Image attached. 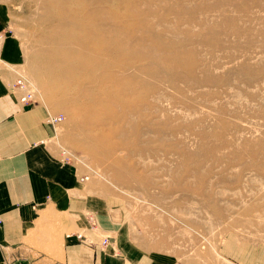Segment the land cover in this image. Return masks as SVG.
Wrapping results in <instances>:
<instances>
[{"label":"rangeland","instance_id":"1","mask_svg":"<svg viewBox=\"0 0 264 264\" xmlns=\"http://www.w3.org/2000/svg\"><path fill=\"white\" fill-rule=\"evenodd\" d=\"M0 8L22 94L61 116L62 155L111 195L134 242L180 263L264 264V0ZM92 15L109 21L92 33Z\"/></svg>","mask_w":264,"mask_h":264},{"label":"crops","instance_id":"2","mask_svg":"<svg viewBox=\"0 0 264 264\" xmlns=\"http://www.w3.org/2000/svg\"><path fill=\"white\" fill-rule=\"evenodd\" d=\"M5 15L0 8V24ZM21 70L8 35L0 42V264H186L133 241L111 195L62 155L59 121L22 101Z\"/></svg>","mask_w":264,"mask_h":264},{"label":"bare ground","instance_id":"3","mask_svg":"<svg viewBox=\"0 0 264 264\" xmlns=\"http://www.w3.org/2000/svg\"><path fill=\"white\" fill-rule=\"evenodd\" d=\"M132 1H134V0H130V1H128V0H124V3H129V2H132ZM117 8V7H116ZM189 8V7H188ZM77 10V9H76ZM130 13H128V15L126 16V15H116V16H113V19H112V22H113V24L114 25H119V26H123L122 24H123V21L125 20V18H127V17H130L131 15H133L132 13H134L132 10L131 11H129ZM90 15H91V12L89 13ZM93 16V17H92ZM91 16V18H89L90 20H92L91 21V25H90V31L93 33L95 30H96V26H102V25H104V21L107 23L109 20H105V19H103L102 17H96L95 15H92ZM138 19H139V22H137L136 24H138V26L136 25V27H137V29L138 30H141V29H143V27L145 28V27H149L151 24H150V22H148V21H146V19L144 18V17H138ZM106 23H105V25H106ZM81 26H85V24H83V23H79ZM141 26H143V27H141ZM141 27V28H140ZM128 34V33H127ZM2 36V35H1ZM76 39H78V40H80L79 38H76ZM104 42V41H103ZM105 43V42H104ZM150 47V46H149ZM137 48V47H136ZM144 48V47H143ZM125 55V54H124ZM162 56H163V58H165L166 57V55L165 54H163L162 53ZM122 67H124L123 65H122ZM56 72V71H55ZM174 80V79H173ZM21 81V80H20ZM44 82V81H43ZM102 82H104V79H102ZM24 89V88H23ZM26 89V88H25ZM34 90V89H33ZM28 92H31V91H28ZM121 92H124L123 90H121ZM34 94V93H33ZM105 102V101H104ZM111 110V109H110ZM256 154V153H255ZM257 155V154H256ZM99 177V176H98ZM248 249V248H247ZM237 251V250H236ZM239 251V250H238ZM221 257V256H220ZM225 260V259H224Z\"/></svg>","mask_w":264,"mask_h":264},{"label":"built area","instance_id":"4","mask_svg":"<svg viewBox=\"0 0 264 264\" xmlns=\"http://www.w3.org/2000/svg\"><path fill=\"white\" fill-rule=\"evenodd\" d=\"M0 42H1V37H0ZM20 86L21 88H25V84L22 82V80L20 81ZM33 98V93L31 92H26L23 96H22V101L23 102H30ZM62 118L61 116L60 117H52L49 119V121L51 122H57V121H60ZM1 218H0V224H1Z\"/></svg>","mask_w":264,"mask_h":264}]
</instances>
